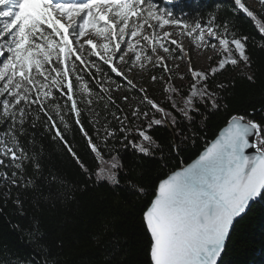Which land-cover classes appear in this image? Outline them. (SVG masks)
Here are the masks:
<instances>
[{
  "label": "snow or ice",
  "instance_id": "snow-or-ice-1",
  "mask_svg": "<svg viewBox=\"0 0 264 264\" xmlns=\"http://www.w3.org/2000/svg\"><path fill=\"white\" fill-rule=\"evenodd\" d=\"M258 7L260 13H264V0H258ZM233 11L251 18L264 36V21L258 19V12L247 6L244 0H234ZM171 25L179 27L180 32L157 33V29ZM233 28L228 20L216 23L215 16L207 25L184 23L174 19L170 12L158 11L151 0H0V185L4 194L10 196L12 187L16 188L18 195L13 203L21 210V215L24 214V201L19 195L21 190L31 192L37 204L41 200L55 202L69 198L68 192L54 189L58 177L44 175L39 152L35 149L30 152L21 142V137L27 135L26 125L33 105H38V113L31 121V127L37 126L41 120L39 113H43L47 117L44 126L55 129L53 139L63 141L68 152L87 171L64 140L52 114L54 112L67 128L61 112H71L91 152L102 165H106L95 173L97 179H107L113 185L120 183L117 179L118 170L122 168L120 159L112 156L104 160L99 146L81 123L78 104L92 105L93 93L86 82H81L82 77L78 74L74 90L71 77L76 73V63L72 57L85 64V53L97 56L131 85L132 80L113 63L114 59L127 64L129 61L125 56L132 53V64H138L143 70L145 62H153L155 56V63L170 71L165 63L166 57L159 55L162 50L168 57L172 56L170 46L164 42L167 38L187 35L194 41L204 42L205 47H211L221 57L217 66L208 71H195L189 62V73L195 82L190 85V93L183 98L182 107L175 101L171 103L184 120L195 124L196 115H203L198 105H203L206 110L222 107V97L217 89H224L226 85L217 83L213 86L210 77L214 78L228 66L234 68L241 63L245 68L251 66L247 54L249 37L237 36ZM213 41L218 42V46ZM170 45H176L183 52L181 42L170 40ZM149 48L151 55L148 54ZM92 63L96 67L95 62ZM97 71H100L99 67ZM247 78L253 79L252 76ZM156 79L152 76L153 81ZM53 89L66 96L63 109L58 103L49 104L50 100H55ZM101 91L107 92L108 89L102 87ZM165 91L177 93L179 89L169 86ZM141 92L145 95L140 103L149 106L152 116L139 107H135L130 116L147 120L146 126L129 128L126 123L129 116L122 120L115 118L120 120V131L125 133L124 146L131 145L138 153L151 157L154 150L163 149L148 129L171 125L177 137L183 135V129L179 128V121L171 112L147 96L145 89ZM77 93L88 98L78 100ZM123 99L127 101L128 97ZM108 100L115 103L111 96ZM156 114H160L159 119L155 118ZM104 131L105 140L115 137L114 131L107 128ZM133 132L136 138L129 139ZM253 136L255 143L251 139ZM170 147L178 151L180 144L174 143ZM248 149H254L255 155L246 154ZM28 164L32 165V176L25 175ZM63 187L61 181L60 188ZM128 189L132 194H144V189L133 181L128 182ZM258 198L264 199V122L234 115L197 160L162 179L155 189L154 198L143 212L145 230L150 238L149 264H221L234 222ZM29 233L39 242L38 227L30 229Z\"/></svg>",
  "mask_w": 264,
  "mask_h": 264
},
{
  "label": "trees",
  "instance_id": "trees-1",
  "mask_svg": "<svg viewBox=\"0 0 264 264\" xmlns=\"http://www.w3.org/2000/svg\"><path fill=\"white\" fill-rule=\"evenodd\" d=\"M151 2L157 6L158 11L170 12L174 19L188 24L198 22L207 25L213 16L216 17V23L231 21L237 36L249 37L247 54L251 66L245 68L243 63L234 68L228 66L214 78L210 77L213 86L217 83L226 85L224 89H217L222 97V107H209L206 110L203 105H198L203 115H196L195 124L184 120L168 101H159L158 104L177 118L183 135L175 136L171 125L148 129V133L161 145L163 151L154 150L153 156L146 157L131 145L124 146L125 133L120 131V120L115 118L120 117L122 120L126 115L130 117L135 107L149 111V106L140 103L145 93L117 76L97 56L85 53V64H80L72 57V61L76 63V73L71 77L74 90L75 76L78 74L82 77L81 82H86L93 93L92 105L78 104L81 123L99 146L104 160H109L112 156L120 159L122 168L118 170L117 176L120 183L113 185L107 179H97L95 173L106 165H102L96 154L91 152L87 139L80 131V126L76 125L71 112H61L67 121V128L59 122L54 112L52 114L64 140L87 171L80 167L63 141L53 139L55 129L49 130L44 126L47 117L43 113H39L41 120L37 122V126L31 127V121L38 113V105H33L32 115L26 125L27 135L21 137V142L30 152L32 149L39 152L44 175L58 177L53 185L54 189L68 192L69 198L55 202L41 200L37 204L31 192L21 190L19 195L24 201V214L21 215V210L13 203L18 195L16 188L12 187L11 195L7 196L0 185L2 264H149L150 238L145 230L143 212L154 198L159 182L195 159L232 116L243 115L248 119L264 122V36L259 33L255 22L245 14L233 11L234 0ZM244 2L249 6L245 0ZM250 8L258 12V19L264 21V13ZM148 54L151 55L150 48ZM92 62H95L96 67ZM97 67L100 71H97ZM159 70L150 68L148 73L150 76H159ZM249 76L253 77L251 81L247 78ZM102 87L108 91L102 92ZM53 93L55 100H50L49 104L58 103L63 109L66 96L56 89H53ZM146 94L150 98L158 97V91H154L153 87L146 90ZM109 96L115 103L109 102ZM125 96L128 97L127 101L123 99ZM76 98L86 100L88 97L77 93ZM68 104L70 106V102ZM48 110L51 111L50 108ZM151 115L152 111H149V116ZM156 116L160 117V114ZM135 122L139 126L147 124V121L140 119L126 123L132 128ZM105 128L114 131L115 137L105 140ZM135 138V133L129 134V139ZM182 140L184 142L180 143ZM174 143L180 144L178 151L170 147ZM25 175H33L31 164L27 165ZM61 181L64 184L62 189ZM129 181L142 187L144 194H132L128 189ZM34 227L39 229V242L29 233ZM221 264H264V199L256 201L235 223Z\"/></svg>",
  "mask_w": 264,
  "mask_h": 264
},
{
  "label": "rangeland",
  "instance_id": "rangeland-1",
  "mask_svg": "<svg viewBox=\"0 0 264 264\" xmlns=\"http://www.w3.org/2000/svg\"><path fill=\"white\" fill-rule=\"evenodd\" d=\"M245 1L250 7L259 11L258 0ZM164 31L179 33L180 28L175 25H171L165 26L162 29H157V33L159 35H162ZM170 40H177L181 42L183 52L181 53L179 49H177L176 45H170ZM98 42L102 43L104 41L98 40ZM164 42L166 46H170L172 56L168 57L162 50L159 51V55L166 57L165 63L170 71H165L163 65L155 63V56H153V62H145L143 70L139 68L138 64L135 66L132 64L131 59H134L132 53H128L125 56V60H128L129 63L125 64L118 58L114 59L113 63L125 73L129 80H132V84L135 88L148 90L153 87L154 91H158V97H154L155 99L152 98L157 103H159V101H168L169 103L175 101L182 107L183 98L190 93V85L195 82L189 73V62L191 63L192 69L195 71H208L211 67L217 66L221 57L211 47H205L204 42L198 40L194 41L193 38H190L187 35H173L170 38H167ZM213 43H217L218 46V42L213 41ZM198 44L200 45L199 47L197 46ZM122 47L126 50L125 45H122ZM137 50L139 51L140 48L138 47ZM209 57H212V59L210 60ZM150 68L160 69L158 73L159 76L153 75L157 77L155 81L152 80V75L150 76L148 73ZM129 69L131 70L129 71ZM121 77L124 79L123 76ZM181 77H183V79H181ZM169 86L175 87L179 89V91L177 93L165 91V89L169 88ZM159 89H161L162 92L159 93ZM169 97H171V100L168 99ZM129 118V121H139V119H134L131 116ZM155 118L159 119L160 117L155 116ZM141 120L144 119L141 118L140 121ZM135 125L139 126L136 122Z\"/></svg>",
  "mask_w": 264,
  "mask_h": 264
},
{
  "label": "water",
  "instance_id": "water-1",
  "mask_svg": "<svg viewBox=\"0 0 264 264\" xmlns=\"http://www.w3.org/2000/svg\"><path fill=\"white\" fill-rule=\"evenodd\" d=\"M225 127H227V124H226L223 128H221V130L224 129ZM221 130L218 132L217 136H216V137H215V138H214V139H213V140H212V141H211V142H210V143H209V144H208V145H207V146H206L201 152H200V154H202V153L206 150L207 147H210V146H211V144L213 143V141L219 136ZM251 139H252V142L255 143V137L253 136ZM200 154H199L195 159H193L189 164L183 166L182 168H180V169H178V170H176V171H180V170H182L183 168H186L188 165L192 164L195 160L198 159V157L200 156ZM246 154H248V155H255V150H254V149H248V150H246ZM174 172H175V171H174ZM172 173H173V172H172ZM169 175H170V174H169ZM169 175H168V176H169ZM168 176H167V177H168ZM167 177H166V178H167ZM166 178H165V179H166ZM157 187H158V186H157ZM258 200H259V198H258L256 201H258ZM256 201H255V202H256ZM255 202H252V203L250 204L249 209L251 208V206H252ZM249 209L247 210V212L249 211ZM247 212H246V213H247ZM246 213H245V214H246ZM245 214H244V215H245ZM244 215H243V216H244ZM243 216H242V217H243ZM242 217L237 218V220L234 222V225H235V223H236L239 219H241ZM234 225H233V228H234ZM233 228H232V230H233ZM232 230H231V233H232ZM231 233H230V235H231ZM229 238H230V237H229ZM229 238H228V240L226 241V246H227V243H228V241H229ZM223 254H224V253H223ZM223 254H222V256H223ZM221 258H222V257H221Z\"/></svg>",
  "mask_w": 264,
  "mask_h": 264
}]
</instances>
